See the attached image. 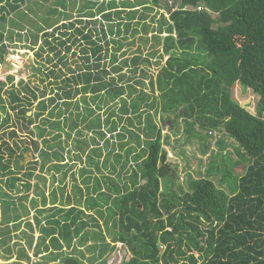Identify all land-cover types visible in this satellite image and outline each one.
<instances>
[{
    "label": "trees",
    "instance_id": "16d2710c",
    "mask_svg": "<svg viewBox=\"0 0 264 264\" xmlns=\"http://www.w3.org/2000/svg\"><path fill=\"white\" fill-rule=\"evenodd\" d=\"M5 2L0 7V62L8 50L6 40L11 43L17 36L29 41L38 71L44 68L51 78L50 83L40 78L43 90L32 78L20 81L28 106L20 110L23 120L43 138L42 147H35L42 153L40 170L48 162L53 171L67 167L63 144L74 133L69 155L87 158L79 169L87 192L77 182L72 194L61 188L62 202L72 206L65 216L70 222L54 220L65 240L71 244L72 225L80 233L88 223L84 215L97 212L107 231H114L113 241L132 248L124 264H264V0H86L79 17L72 14L79 0ZM156 8L169 15L152 16ZM137 34L145 35L144 44L152 41L153 48L145 53L140 46L131 56L124 48L135 44ZM158 57L167 59L154 79L141 65L150 67ZM237 82L257 95L256 113L233 98ZM49 85L52 94L47 96ZM10 94L22 102L13 89ZM35 101L34 114L27 115ZM162 113L166 117L157 121ZM179 119L188 124L190 136L201 139L196 125L206 132L224 130L237 141L239 159L223 152L207 175L198 172L199 178L183 188L175 182L164 149L167 121L177 126ZM80 124L91 133L80 130ZM10 146L6 149L13 156ZM3 161L4 155L0 170ZM57 199L53 191L52 202ZM44 231L55 237V249H62L56 230ZM63 259L86 264L73 255Z\"/></svg>",
    "mask_w": 264,
    "mask_h": 264
},
{
    "label": "rangeland",
    "instance_id": "374dc122",
    "mask_svg": "<svg viewBox=\"0 0 264 264\" xmlns=\"http://www.w3.org/2000/svg\"><path fill=\"white\" fill-rule=\"evenodd\" d=\"M85 1L79 0V3L75 4L74 9H71L74 17H79L78 8ZM5 4L4 0L3 3H0V7ZM46 4L49 5V2ZM25 6L26 3H23L22 7ZM163 12H166L164 8H156L151 14L152 16L155 14L157 18H160V13ZM0 14H3V10L0 11ZM166 14L167 16L169 15L167 12ZM12 15L15 16L14 13ZM12 15L9 13L8 17L11 18ZM99 17L100 15L97 16V18ZM21 20L28 23V18L26 17ZM141 36L145 35L137 34L135 44L125 45L124 49L127 50L129 55L132 56L135 50L137 52V48L140 46L145 49V53L152 50V41L144 44ZM6 43L8 44V50L5 54V59L0 62V97L2 98V101H0V156L4 155V168L0 170V264H65V259L63 258L66 255L76 256L86 264H124L133 256L132 248L128 244L113 241L114 231H107L105 219L97 212L84 215L86 217H83V219L88 223L87 226L82 228L80 233H77L75 225H72L74 240L71 244L65 240L60 233L59 226L54 222V220H61V225L64 222H70L69 218H65V216L69 213L72 206L62 202V187H65V193L72 194L73 185L77 182L87 192L86 185L82 183V177L79 175V169L85 166L87 158L83 154V161H78L73 160L71 158L72 155H69V150H71L73 145L72 137L77 136L74 133L69 143L63 144L65 146L64 152L68 157V160H66L67 167L53 171L50 168L51 163L48 162L44 166L45 170H40L42 153L35 147L36 144L39 145V148L42 147L43 138L34 133L37 130L33 124H27V121L23 120L24 115L21 114L20 110L28 109V106L26 104V95L21 92L23 88L20 81H28L32 78V82L40 86V90H43L45 86L41 83L40 78L46 76V70L42 68L40 72L38 71L39 66L36 61L38 57L35 55V51L29 49V45H26L27 43L29 44V41L26 39L19 40L16 36L15 41L10 43L9 40H6ZM74 51H79V47L74 46ZM78 56L76 55V60ZM121 59L122 57L120 56L118 62H121ZM166 59L167 57L160 62L159 57L152 58L150 67L147 64H142L141 67L147 68L150 72L149 74L156 79V75L160 72V68ZM41 72H44V74ZM10 76H13L12 80ZM146 80L149 87V79ZM46 82L50 83L51 78L47 77ZM56 86L57 84H54V87ZM51 88L49 85L47 96L52 94ZM12 89L22 97L21 103L13 100L10 94ZM233 98L250 112L256 113L258 97L251 89L243 87L237 82L233 88ZM14 106H16V109ZM35 106L36 101L33 108H29L27 115L32 116L34 114ZM105 109L106 106L102 108L99 114L102 119L107 117ZM8 116H10V120L6 121ZM160 117L165 118L166 115L164 113L160 114V116L156 117L157 121L161 119ZM21 123L23 126H21ZM167 123L170 126L174 124L170 120ZM169 125L164 128L165 141H167L164 144V149L167 151L166 163L169 164V167H174L175 182L181 184L183 188L187 187L189 180L199 178L198 172H201L202 175H207L210 163H219L220 154H223V152H230L233 158L239 159L235 154L234 147L238 144L237 141L224 130L206 132V129L196 125L198 132H201L204 136L201 139L196 136H190L188 124L182 119L178 120L177 126L175 124L171 128ZM79 129L91 133L84 124H80ZM13 130L16 132L15 138L11 136ZM54 133L57 132L48 133L47 136L50 137V140H52ZM206 134H209V136L207 137ZM66 138L67 136L64 133L62 140L64 141ZM6 142L14 147L15 155L12 156L10 154L9 150L11 148L9 150L6 149L9 146ZM4 143L6 144L4 145ZM101 143L103 144L104 141ZM43 146L47 150H53L44 144ZM26 147H29V149L27 150ZM35 155L37 162L34 161ZM18 162L21 165L20 167L17 166ZM229 167L230 174L232 173L233 177L234 166L232 168V165H229ZM239 168L243 169L242 166ZM218 170L223 172L222 168ZM235 171H238L237 167ZM73 175H75L76 180ZM223 186L227 187L225 183ZM162 190H165L164 185ZM53 191L58 196L56 203L52 202ZM86 192L85 194H87ZM43 193L47 197L46 203L43 201ZM80 208L79 206L78 209ZM17 216H20V218L15 221ZM50 220H53L52 223H50ZM80 221L81 219H78L77 223ZM50 228H53V231L55 229L57 232L55 234L60 235L59 240L62 249H55L56 247L53 245L55 237L50 238L45 233L44 230H49ZM119 229L120 226H116V230ZM88 232L90 234L89 236L87 235V239H81ZM55 234L54 236H56ZM94 234L99 236L104 234L106 242L102 241V239H93ZM102 243H108L109 245L101 248ZM103 249L104 253H102ZM7 255L12 257L6 258Z\"/></svg>",
    "mask_w": 264,
    "mask_h": 264
},
{
    "label": "crops",
    "instance_id": "0c3cea01",
    "mask_svg": "<svg viewBox=\"0 0 264 264\" xmlns=\"http://www.w3.org/2000/svg\"><path fill=\"white\" fill-rule=\"evenodd\" d=\"M59 237H60V236H59ZM46 241H47V240H46ZM7 256H8L7 258H9V257L11 258V257H12L11 255H7Z\"/></svg>",
    "mask_w": 264,
    "mask_h": 264
}]
</instances>
